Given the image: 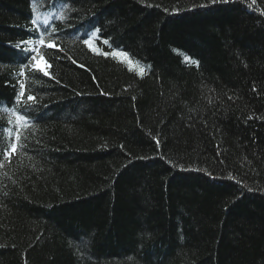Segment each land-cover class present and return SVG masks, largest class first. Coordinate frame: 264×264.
Listing matches in <instances>:
<instances>
[{"label":"trees","instance_id":"trees-1","mask_svg":"<svg viewBox=\"0 0 264 264\" xmlns=\"http://www.w3.org/2000/svg\"><path fill=\"white\" fill-rule=\"evenodd\" d=\"M0 264H264V0H0Z\"/></svg>","mask_w":264,"mask_h":264},{"label":"snow or ice","instance_id":"snow-or-ice-1","mask_svg":"<svg viewBox=\"0 0 264 264\" xmlns=\"http://www.w3.org/2000/svg\"><path fill=\"white\" fill-rule=\"evenodd\" d=\"M213 2H216V0H213ZM31 22H32L33 25H37L38 17H37V18H33ZM42 23L46 26L48 22L45 20V21H42ZM46 30H47V28L45 27V31H46ZM29 43H31V42H30V41H24V42H21V44L25 45V48H24L23 50H25V51H31V52L36 53V54L30 55V56L27 57V58H28L29 60H31V61H35L36 63L34 64V67L38 68L39 71H41V72L44 73V75H48L47 67H50V65L47 66V67L41 65L40 62L43 61L44 58H43L42 56H40L39 59H38V58H37V57H38V52H37L35 49H31V50H29V49L26 47ZM39 43H40L41 45H43V44L45 43L44 39L41 38V39L39 40ZM85 43H88V41L86 40ZM47 46H48V47H55L54 44H48ZM17 47H21V45L18 44ZM44 63H45V65H46V61H45ZM141 71H142V70H141ZM20 75L23 76V75H24V72L21 71V72H20ZM23 96H24V86H23V84H21V91H20V93H19V98H20V99H23ZM27 99H28V100H34L35 98L32 97V96H28ZM17 139H18V137H17ZM16 148H17V145H16L15 143H13V144L11 145V151H12V152H15V151H16ZM5 155H7V153H5Z\"/></svg>","mask_w":264,"mask_h":264},{"label":"rangeland","instance_id":"rangeland-1","mask_svg":"<svg viewBox=\"0 0 264 264\" xmlns=\"http://www.w3.org/2000/svg\"><path fill=\"white\" fill-rule=\"evenodd\" d=\"M41 63V65H43V63L42 62H40Z\"/></svg>","mask_w":264,"mask_h":264}]
</instances>
